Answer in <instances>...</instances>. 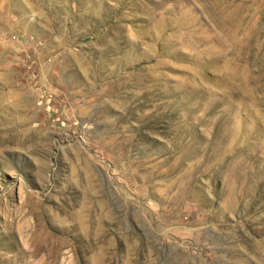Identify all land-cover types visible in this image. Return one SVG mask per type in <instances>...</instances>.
<instances>
[{"label":"rangeland","instance_id":"1","mask_svg":"<svg viewBox=\"0 0 264 264\" xmlns=\"http://www.w3.org/2000/svg\"><path fill=\"white\" fill-rule=\"evenodd\" d=\"M0 264H264V0H0Z\"/></svg>","mask_w":264,"mask_h":264}]
</instances>
